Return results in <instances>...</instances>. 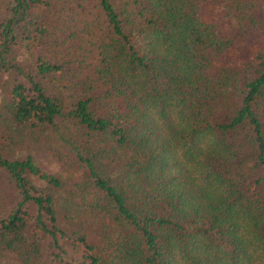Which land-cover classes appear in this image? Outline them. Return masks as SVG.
Returning a JSON list of instances; mask_svg holds the SVG:
<instances>
[{
    "label": "trees",
    "instance_id": "16d2710c",
    "mask_svg": "<svg viewBox=\"0 0 264 264\" xmlns=\"http://www.w3.org/2000/svg\"><path fill=\"white\" fill-rule=\"evenodd\" d=\"M0 83V264H264V0H0Z\"/></svg>",
    "mask_w": 264,
    "mask_h": 264
},
{
    "label": "rangeland",
    "instance_id": "374dc122",
    "mask_svg": "<svg viewBox=\"0 0 264 264\" xmlns=\"http://www.w3.org/2000/svg\"><path fill=\"white\" fill-rule=\"evenodd\" d=\"M260 45V39H259V33L256 30H249L245 35H244V47L246 50H250V51H254L256 49H258ZM12 55H8L6 56L5 60L7 62L12 61V64H15V61H13L12 59ZM9 74H14V76H18V74H16L14 71H11L9 73L6 74V76H9ZM2 83H0V93L3 92L1 89ZM40 163L43 164L47 171L54 173V171L57 170L53 157H51L50 155L47 156H43L40 158Z\"/></svg>",
    "mask_w": 264,
    "mask_h": 264
}]
</instances>
